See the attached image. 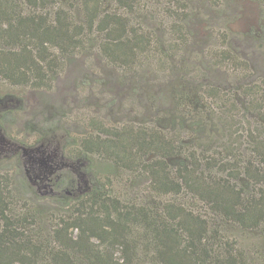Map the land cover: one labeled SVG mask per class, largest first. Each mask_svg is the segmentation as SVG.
<instances>
[{"label":"trees","instance_id":"16d2710c","mask_svg":"<svg viewBox=\"0 0 264 264\" xmlns=\"http://www.w3.org/2000/svg\"><path fill=\"white\" fill-rule=\"evenodd\" d=\"M51 1L0 0V78L12 86L48 88L58 65L62 69L79 58L76 53L96 49L95 58L116 69L109 81L127 88L118 109L144 122L156 116L158 125L164 120L168 125L154 129L126 122L113 130L93 120V132L69 147L74 139L67 135L61 145L43 143L26 121L28 131L37 134L27 144L7 134L15 105L5 104L21 102V97L0 93V158L8 149L16 150L14 159L22 168L18 181V169L0 173V264H264V247L253 260L224 232L229 224L264 233V142L250 133L252 150L233 163L203 153L209 147L205 139L215 137L206 122L213 112L199 103L202 96L193 86L197 75L177 76L176 65L166 63L188 34L181 22L186 14L173 9L180 2L171 0L167 9L174 17L172 39L155 46L152 34L132 18L144 0H113V11L103 0H79L82 21H72L69 10L55 0L58 7L50 20L42 8ZM50 47L64 60L57 61ZM231 55L223 51L219 56L225 61ZM84 70L78 100L92 111L108 113L111 106L106 110L95 100L88 103L86 91L103 77L88 85V67ZM159 70L165 71L164 80ZM214 91L205 93L214 96ZM135 98L137 107L132 105ZM63 116L61 111L62 124ZM184 132L192 134L191 144L184 142ZM95 157L106 162L104 171L116 173L122 166L144 175L146 193L131 201L111 194L110 178L97 176L99 167L94 171ZM217 165L225 176L214 173ZM40 188H45L48 206L13 202V190L35 195Z\"/></svg>","mask_w":264,"mask_h":264},{"label":"rangeland","instance_id":"374dc122","mask_svg":"<svg viewBox=\"0 0 264 264\" xmlns=\"http://www.w3.org/2000/svg\"><path fill=\"white\" fill-rule=\"evenodd\" d=\"M53 1L42 8L49 12L52 21L54 11L58 7L57 3L53 5ZM55 1H60L61 5L69 10L73 17L72 21L83 20L79 0ZM170 1L144 0L132 14L135 23L139 24L142 30L152 34L155 46L166 44L172 39L171 22L174 17L167 11V9L171 10ZM178 1L180 5L173 9L178 13L186 14L187 19L181 22L187 25L188 34L175 56L171 60L168 59L166 63L176 65L177 76L184 72L191 76L197 75V81L193 86L202 96L199 103L207 107L205 111L213 112V117L206 122L210 131L215 133V137L205 139L209 147L203 153L216 161L233 163L247 157L252 150L250 133L253 138L264 142V2L261 0ZM182 2L185 6H181ZM105 5L109 11L115 9L113 0H103V6ZM21 7L28 12L27 5L21 4ZM119 12L123 13V10ZM92 47L89 48L92 49ZM53 49L56 48H49L57 55L56 60L63 61V55ZM86 49L87 52L83 54L76 53L79 58L73 63L63 66L62 69L59 65L57 66L58 74L51 81V87L12 86L0 78L1 94L9 93L22 99L21 102L8 101L5 104V108L15 105L10 116L12 121L10 125L8 124L9 129L7 130L11 138L27 144L34 143L37 134L29 132V128L30 131L39 134L43 143L56 146L66 141L67 135L74 139L70 146L68 145L71 147L76 146L78 140L88 137L93 132L90 125L93 120H96V125L113 130L126 122L137 126L145 125V127L153 125L154 129L168 125L165 120L158 125L156 116H153L154 119L150 122H147V117V121L144 122L139 117L134 118L133 112L124 115V111L118 108L119 106L121 108L119 102L123 101L128 92L127 88L109 81L111 76L116 77V69H112L111 65L103 60L96 59L97 54L92 52L96 49H92L91 53H88V48ZM223 51L226 54L231 53L232 59L222 60L219 55H222ZM153 60L151 64L155 66ZM85 66L88 67V85L91 83L89 81L93 80L92 78L103 77L98 82H93L94 85L98 83L97 86L90 84L86 89L88 103L95 100L106 110L110 105L112 109L108 113H103L102 110L92 111L78 100L77 92L80 94L83 92L82 73L86 71ZM158 73L160 80L166 78L164 70H159ZM77 88L79 91H76ZM209 89H215L214 96L205 93ZM132 105L138 106L136 98ZM61 111H64L61 120L65 125L60 122ZM136 113L142 116L141 111H136ZM26 121L30 124L28 128L25 127ZM189 134L185 132L182 134L186 144H191ZM8 150L9 153L0 158V173H12L14 169H18L14 174L18 181L22 175L21 163L14 159L16 150ZM92 162L96 163L93 165L94 171L97 167L101 170L97 176L104 181L102 174L110 178L111 194L120 196L122 200L131 201L146 193L148 179L136 170L121 166L117 168L116 173H112L109 170L104 171L107 164L103 160L95 157L92 158ZM217 166L213 170L214 173L225 176L227 172L223 171V167ZM227 167L230 169L231 165ZM239 182L249 187L246 180L242 179ZM42 190L45 188L37 189L35 195L13 190L11 195L17 206L23 202L31 208L48 206L49 201L44 198L47 194H43ZM224 229L225 234L235 237L239 244L248 251L251 259L258 260L264 247L263 232H246L229 224L224 225Z\"/></svg>","mask_w":264,"mask_h":264}]
</instances>
